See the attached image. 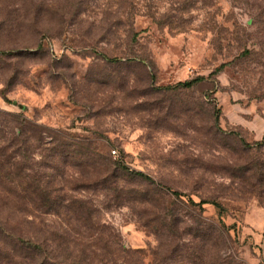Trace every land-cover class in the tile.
<instances>
[{
	"label": "rangeland",
	"instance_id": "obj_1",
	"mask_svg": "<svg viewBox=\"0 0 264 264\" xmlns=\"http://www.w3.org/2000/svg\"><path fill=\"white\" fill-rule=\"evenodd\" d=\"M0 51V264H264V0H0Z\"/></svg>",
	"mask_w": 264,
	"mask_h": 264
},
{
	"label": "trees",
	"instance_id": "obj_2",
	"mask_svg": "<svg viewBox=\"0 0 264 264\" xmlns=\"http://www.w3.org/2000/svg\"><path fill=\"white\" fill-rule=\"evenodd\" d=\"M1 53H4V51H0ZM190 82L191 81H186V82H184V84H186V85H188V84H190Z\"/></svg>",
	"mask_w": 264,
	"mask_h": 264
},
{
	"label": "built area",
	"instance_id": "obj_3",
	"mask_svg": "<svg viewBox=\"0 0 264 264\" xmlns=\"http://www.w3.org/2000/svg\"><path fill=\"white\" fill-rule=\"evenodd\" d=\"M112 152H115V149H112Z\"/></svg>",
	"mask_w": 264,
	"mask_h": 264
}]
</instances>
